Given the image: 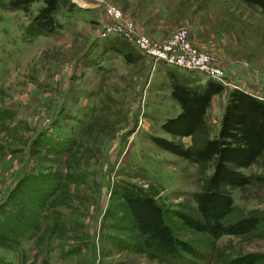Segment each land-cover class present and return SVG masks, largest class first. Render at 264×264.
Masks as SVG:
<instances>
[{"label":"rangeland","instance_id":"rangeland-1","mask_svg":"<svg viewBox=\"0 0 264 264\" xmlns=\"http://www.w3.org/2000/svg\"><path fill=\"white\" fill-rule=\"evenodd\" d=\"M69 1L74 8L59 9V29L45 36L27 33L42 2L0 8V264H229L247 254L264 264V152L241 169L249 184L227 188L232 209L223 219L257 216L254 230L214 238L183 225L175 213L195 214L193 194L212 164L150 137L190 145L160 129L178 111L169 75L189 86L206 79L161 63L151 69L126 41L105 35L103 7L114 5L152 40L184 28L223 71L195 141L216 133L231 88L264 97V13L238 0ZM126 190L150 195L195 255L172 261L144 250Z\"/></svg>","mask_w":264,"mask_h":264},{"label":"trees","instance_id":"trees-1","mask_svg":"<svg viewBox=\"0 0 264 264\" xmlns=\"http://www.w3.org/2000/svg\"><path fill=\"white\" fill-rule=\"evenodd\" d=\"M264 13V0H238ZM42 2L43 6L34 17L27 33L33 36L48 35L59 29L54 14L63 6L74 4L69 0H6L0 8L21 9ZM123 60L131 63L128 54ZM170 97L178 111L160 124L165 134L174 137H190V145L161 136H151L152 143L161 149L194 164L211 162L210 174L201 189L193 194L195 214L176 212L186 227L210 237L222 234L240 235L255 229L260 222L257 216H246L224 223L232 209V198L227 188L249 184L252 177L241 169L247 168L264 152V97L254 96L239 88H231L226 95L219 125L212 137H194L203 134L204 117L211 97L223 90L222 84L206 79L202 84L189 86L176 75H169ZM130 222L136 230L144 250L153 251L168 260H178L182 255H195L194 249L176 238L162 208L150 196L137 191L121 194ZM257 256L247 254L232 258L229 264H253Z\"/></svg>","mask_w":264,"mask_h":264},{"label":"built area","instance_id":"built-area-1","mask_svg":"<svg viewBox=\"0 0 264 264\" xmlns=\"http://www.w3.org/2000/svg\"><path fill=\"white\" fill-rule=\"evenodd\" d=\"M103 11L109 20L105 35L112 34L126 41L135 52L148 60L151 69L155 64L161 63L223 83V71L212 63L207 54L198 51L189 43L184 28L175 30L164 40H152L137 34L133 22L123 16L114 5L104 4Z\"/></svg>","mask_w":264,"mask_h":264},{"label":"crops","instance_id":"crops-1","mask_svg":"<svg viewBox=\"0 0 264 264\" xmlns=\"http://www.w3.org/2000/svg\"><path fill=\"white\" fill-rule=\"evenodd\" d=\"M131 21L133 20L132 18H129ZM133 22V21H132ZM168 37V36H167ZM121 54V53H120ZM122 55V54H121ZM122 57V56H121ZM123 58V57H122ZM243 91H246V92H248L247 90H245V89H242ZM248 93H250V94H252V95H254V96H257V97H261L260 95H255V94H253V93H251V92H248ZM214 96V95H213Z\"/></svg>","mask_w":264,"mask_h":264},{"label":"bare ground","instance_id":"bare-ground-1","mask_svg":"<svg viewBox=\"0 0 264 264\" xmlns=\"http://www.w3.org/2000/svg\"><path fill=\"white\" fill-rule=\"evenodd\" d=\"M72 1L76 2L77 4L80 3L79 5H80L81 7H84V3L80 2V1H77V0H72Z\"/></svg>","mask_w":264,"mask_h":264}]
</instances>
